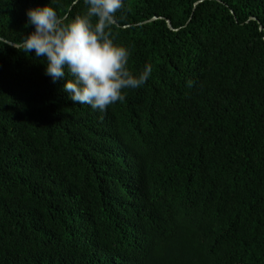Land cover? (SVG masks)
<instances>
[{"label": "trees", "instance_id": "1", "mask_svg": "<svg viewBox=\"0 0 264 264\" xmlns=\"http://www.w3.org/2000/svg\"><path fill=\"white\" fill-rule=\"evenodd\" d=\"M49 3L0 0V264H264V0H123L104 111L11 45Z\"/></svg>", "mask_w": 264, "mask_h": 264}, {"label": "clouds", "instance_id": "2", "mask_svg": "<svg viewBox=\"0 0 264 264\" xmlns=\"http://www.w3.org/2000/svg\"><path fill=\"white\" fill-rule=\"evenodd\" d=\"M49 4L26 11L34 31L11 45L25 55L34 51L36 58H42L44 75L53 84L65 80L62 90L72 102L104 111L123 102L125 90L147 82L151 65L133 74L127 67L130 50L116 43L111 32L123 0H83L86 10L68 23Z\"/></svg>", "mask_w": 264, "mask_h": 264}]
</instances>
